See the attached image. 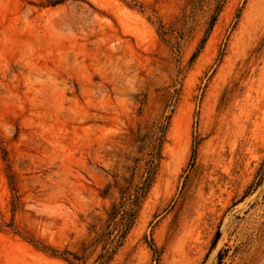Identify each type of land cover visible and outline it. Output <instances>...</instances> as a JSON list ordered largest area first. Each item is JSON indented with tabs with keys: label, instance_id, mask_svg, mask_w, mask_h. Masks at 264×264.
I'll return each mask as SVG.
<instances>
[{
	"label": "rangeland",
	"instance_id": "1",
	"mask_svg": "<svg viewBox=\"0 0 264 264\" xmlns=\"http://www.w3.org/2000/svg\"><path fill=\"white\" fill-rule=\"evenodd\" d=\"M0 264H264V0H0Z\"/></svg>",
	"mask_w": 264,
	"mask_h": 264
}]
</instances>
